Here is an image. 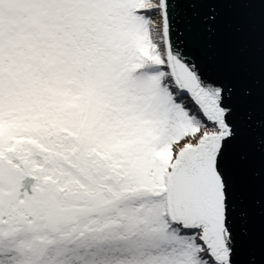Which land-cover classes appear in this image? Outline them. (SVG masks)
I'll use <instances>...</instances> for the list:
<instances>
[{"label":"snow or ice","instance_id":"snow-or-ice-1","mask_svg":"<svg viewBox=\"0 0 264 264\" xmlns=\"http://www.w3.org/2000/svg\"><path fill=\"white\" fill-rule=\"evenodd\" d=\"M0 264H264V0H0Z\"/></svg>","mask_w":264,"mask_h":264},{"label":"water","instance_id":"water-1","mask_svg":"<svg viewBox=\"0 0 264 264\" xmlns=\"http://www.w3.org/2000/svg\"><path fill=\"white\" fill-rule=\"evenodd\" d=\"M247 52H248V48H247V46L245 45L244 48H243V53H244V54H247Z\"/></svg>","mask_w":264,"mask_h":264}]
</instances>
